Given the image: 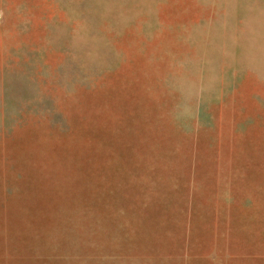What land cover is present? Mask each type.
Masks as SVG:
<instances>
[{"label":"rangeland","instance_id":"obj_1","mask_svg":"<svg viewBox=\"0 0 264 264\" xmlns=\"http://www.w3.org/2000/svg\"><path fill=\"white\" fill-rule=\"evenodd\" d=\"M0 264H264V0H0Z\"/></svg>","mask_w":264,"mask_h":264},{"label":"crops","instance_id":"obj_2","mask_svg":"<svg viewBox=\"0 0 264 264\" xmlns=\"http://www.w3.org/2000/svg\"><path fill=\"white\" fill-rule=\"evenodd\" d=\"M235 195H236V196H239V195H240V193H235ZM230 225H231V224H230Z\"/></svg>","mask_w":264,"mask_h":264}]
</instances>
